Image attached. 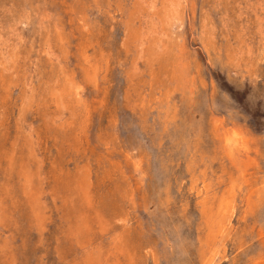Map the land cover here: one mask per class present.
Instances as JSON below:
<instances>
[{
	"label": "rangeland",
	"instance_id": "374dc122",
	"mask_svg": "<svg viewBox=\"0 0 264 264\" xmlns=\"http://www.w3.org/2000/svg\"><path fill=\"white\" fill-rule=\"evenodd\" d=\"M0 264H264V0H0Z\"/></svg>",
	"mask_w": 264,
	"mask_h": 264
}]
</instances>
